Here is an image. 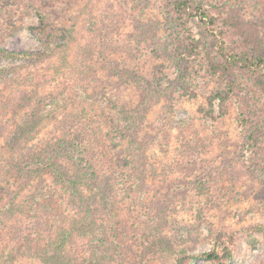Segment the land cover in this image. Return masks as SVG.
I'll list each match as a JSON object with an SVG mask.
<instances>
[{
    "label": "rangeland",
    "instance_id": "rangeland-1",
    "mask_svg": "<svg viewBox=\"0 0 264 264\" xmlns=\"http://www.w3.org/2000/svg\"><path fill=\"white\" fill-rule=\"evenodd\" d=\"M166 1L0 0V50L38 55L31 62L0 56V264H43L31 250L43 247L45 224L55 216L65 225L79 213L49 170L29 182L17 170L35 160L50 136L60 138V111L27 141L17 129L64 88L68 111L86 110L112 157L114 211L111 220L95 214L109 230L107 264H214L203 255L220 250L229 235L235 239L228 264H264L257 229L264 226V90L235 71L239 94L224 107L217 99L209 103L222 86L209 75L204 50L188 65L182 86L173 87L178 73L170 51L178 36L159 26ZM198 1L226 19L234 45L256 35L252 41L264 46V0ZM39 4L51 31L50 58H43ZM76 84L90 96H114L104 108L80 104ZM146 97L143 122L119 140L113 116ZM134 141L145 148L139 178L128 151ZM192 183L199 186L189 188ZM36 228L42 239L31 238ZM90 244L77 239L66 251L85 264Z\"/></svg>",
    "mask_w": 264,
    "mask_h": 264
},
{
    "label": "trees",
    "instance_id": "trees-1",
    "mask_svg": "<svg viewBox=\"0 0 264 264\" xmlns=\"http://www.w3.org/2000/svg\"><path fill=\"white\" fill-rule=\"evenodd\" d=\"M40 2L42 3V1ZM37 6L42 22V31L45 34L43 42L47 47L43 58H50L54 52L50 42L51 31L48 28V18L41 12L42 6L40 4ZM165 10V23L159 26L168 27L178 36L171 46L172 50H169L178 73L173 87L182 86L188 65L196 60L204 50L207 56L208 73L222 86L212 93L209 103L211 100L217 99L224 107L230 97L239 94L240 88L234 77L235 71H242L250 75L253 84L264 90V46L261 47L252 41L256 35L251 36L250 40L245 39L243 46L234 45L230 41L231 33L228 32L229 25L225 21L226 19L211 11L198 0H167ZM237 26L239 27V25ZM0 56L29 62L38 58L37 54L8 53L2 50H0ZM79 75L89 77L87 73H79ZM76 85H79H74V88L80 93L78 98L80 104L88 102L104 108L114 96L111 92L90 96L86 92V88H82L80 84ZM65 92L66 88L58 90L51 103L44 106V110L40 109L28 120L22 121L21 126L17 129L19 138L27 141L30 133L35 132L40 124L54 117V114L60 111L61 116L55 118L57 123L55 127L61 134L60 138H56L54 135L50 136L43 145L44 148L40 150L41 153L34 158L35 160L24 164V166L17 165V170L22 179L28 180V182L30 179L36 178L38 173L49 170L55 185H59L69 192V203L79 211L75 216L65 219L69 220L65 225L59 223L57 218L52 216L55 221L45 224L47 230L44 234L46 240L42 244L43 247L31 251L34 253V257L40 259L43 264H76L77 257L70 251H66V247L73 245L77 239L89 238L91 244L85 264H107L111 261L109 230L98 223L95 214L100 212L103 217L111 220V214L114 211L111 186V178L114 175L111 172L112 157L107 146L98 139V130L93 125L94 123L89 121L86 110L79 108V110L68 111L69 101L64 98ZM148 94L158 96L156 92H147ZM147 101L146 97L136 109L126 110L123 108L113 116L119 140L122 141L128 134L134 133L138 125L143 122ZM247 139L253 141L252 134ZM94 145L102 151L99 160L95 158L94 151L97 150V147ZM128 151L131 153L134 172L139 178L143 172L141 156L145 148L139 142L134 141L128 145ZM41 156L44 157L41 158ZM62 161L67 162V166ZM262 184L264 186V182ZM198 186L199 183H192L188 187L197 188ZM18 210L22 211L21 207ZM41 214L46 217L48 212L43 210ZM41 217L36 221L42 222L44 218L40 220ZM257 229L264 236V226ZM30 236L36 239L43 238L37 228L31 231ZM234 239V235H229L226 239L222 237L220 250H211L203 257L214 264H228L233 258ZM184 259L186 260V258ZM182 261L178 260L177 264H183Z\"/></svg>",
    "mask_w": 264,
    "mask_h": 264
}]
</instances>
